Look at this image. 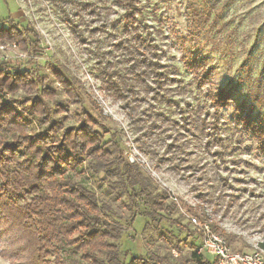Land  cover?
<instances>
[{
  "label": "rangeland",
  "instance_id": "obj_1",
  "mask_svg": "<svg viewBox=\"0 0 264 264\" xmlns=\"http://www.w3.org/2000/svg\"><path fill=\"white\" fill-rule=\"evenodd\" d=\"M138 2V26L153 46L137 56L148 63L155 59L157 73L153 83L151 76L139 78L140 92L136 87L128 100L115 101L102 92L98 71L99 63L107 62L109 72L127 78L129 61L117 47L126 39L116 0H0V21L10 18L34 29L51 58L38 72L52 81L49 68H61L79 78L97 103L99 95L101 116L88 99L86 107L100 118L103 136L116 133L123 155L128 143L133 150L157 154L163 161L157 171L182 208L198 211L200 205L211 225L235 238L231 249L249 254L264 240V160L257 143L241 130L236 111L237 106L249 109L264 124V0ZM86 4L100 15H90ZM65 14L80 27L85 43L71 34ZM146 86L148 93H142ZM220 89L231 93L232 103L216 100ZM144 155L155 168V159ZM144 224L136 217L134 238L121 240L125 264L144 253ZM0 264L8 263L0 257Z\"/></svg>",
  "mask_w": 264,
  "mask_h": 264
},
{
  "label": "trees",
  "instance_id": "obj_2",
  "mask_svg": "<svg viewBox=\"0 0 264 264\" xmlns=\"http://www.w3.org/2000/svg\"><path fill=\"white\" fill-rule=\"evenodd\" d=\"M116 3L126 39L117 47L124 49L129 61L127 78L109 72L107 62L99 63L98 71L101 91L120 101L135 95L138 86L140 92L139 78L151 76L153 83L157 70L155 59L148 63L137 56L153 46L138 26L142 13L138 0ZM84 6L90 15H100L94 6ZM65 17L71 34L85 43L80 27ZM0 42H17L29 54L43 50L34 29L10 18L0 21ZM39 65L0 64V257L8 264H125L121 240L134 238L130 230L141 216L144 253L131 256L126 264H215L195 252L198 232L173 218L175 204L127 161L116 133L103 136V124L87 109L86 99L100 116L101 109L83 82L55 66L49 68L51 81L38 72ZM130 78L134 82L126 81ZM146 89L141 92L148 93ZM58 96L65 100H56ZM216 100L224 106L233 102L223 89L216 92ZM236 120L257 143L255 149L264 160V124L240 106ZM141 152L155 159L158 170L161 158L149 149ZM196 209L187 212L210 221L200 205ZM212 227L229 246L234 242L233 236ZM258 248L264 251V240Z\"/></svg>",
  "mask_w": 264,
  "mask_h": 264
},
{
  "label": "built area",
  "instance_id": "obj_3",
  "mask_svg": "<svg viewBox=\"0 0 264 264\" xmlns=\"http://www.w3.org/2000/svg\"><path fill=\"white\" fill-rule=\"evenodd\" d=\"M50 55L48 47L43 48L42 53L29 54L21 50L17 42H0V64L2 63H17L25 65L27 63L46 64L50 66ZM57 87H60L58 83H55ZM98 103L102 98L97 95ZM135 149L132 143H128V148L124 156L127 161L136 165L141 172L150 180L153 186L159 192H164L167 199L175 204L176 212L182 216L185 221L195 229L199 234L198 248L195 252L197 254H205L212 258L215 264H264V251L257 248L255 251L245 254L237 251H233L227 244L226 239L214 230L210 221L199 220L197 216L188 213L181 206V200L177 198L173 190L166 184L162 176L157 169L152 165H149L146 156ZM131 151V152H130ZM193 206V205H192ZM196 212V210H194ZM174 256H177L175 251L172 252Z\"/></svg>",
  "mask_w": 264,
  "mask_h": 264
}]
</instances>
